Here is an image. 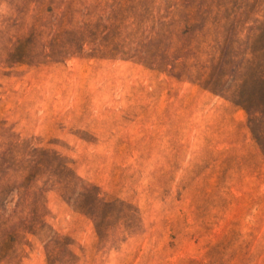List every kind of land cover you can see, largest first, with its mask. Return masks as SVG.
Listing matches in <instances>:
<instances>
[{"label":"rangeland","instance_id":"obj_1","mask_svg":"<svg viewBox=\"0 0 264 264\" xmlns=\"http://www.w3.org/2000/svg\"><path fill=\"white\" fill-rule=\"evenodd\" d=\"M0 264H264V0H0Z\"/></svg>","mask_w":264,"mask_h":264}]
</instances>
